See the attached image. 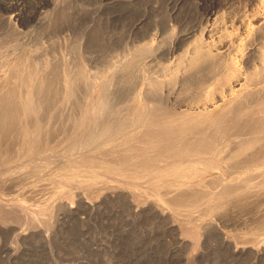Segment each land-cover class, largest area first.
I'll return each instance as SVG.
<instances>
[{"label":"rangeland","instance_id":"374dc122","mask_svg":"<svg viewBox=\"0 0 264 264\" xmlns=\"http://www.w3.org/2000/svg\"><path fill=\"white\" fill-rule=\"evenodd\" d=\"M212 1L226 3L238 13L250 11L255 2L0 0L2 63L26 51L41 59L65 58L64 68L79 59L75 66L88 65L91 73L88 78L89 69H85L86 80L92 83H79L72 99H66L60 83L58 91L64 88L63 94L53 96L58 100L51 102V109L42 108V112L50 109L43 112L48 120L53 118L47 122L55 132L50 147L37 156L0 159V264H264V231L258 227L264 196L251 197L242 208L231 205L206 228L208 219L201 218V208L188 216L185 210L176 213L168 203L156 200L150 179L138 181L137 190L128 180L114 176L106 184L90 186L62 180L69 174L67 164L72 158L111 145L101 128L106 116L111 114L106 121L127 116L148 99L156 104V89L148 84L156 80V28L169 25L172 32L169 23L174 22L171 34L188 29L201 17L202 6ZM16 12L19 31L8 23ZM21 30L28 31L26 36ZM84 60L88 63H81ZM125 61L126 66L130 63L126 70ZM75 66L71 70L78 71ZM91 103H96L95 111H104L103 119L93 123L101 131L91 124L74 145L73 124L68 119L78 108L77 113L86 111ZM92 135L96 136L93 140ZM10 145L14 152V144ZM76 170L81 180L89 175L83 165ZM167 193L160 191L164 197ZM190 216L197 227L187 222Z\"/></svg>","mask_w":264,"mask_h":264},{"label":"bare ground","instance_id":"6f19581e","mask_svg":"<svg viewBox=\"0 0 264 264\" xmlns=\"http://www.w3.org/2000/svg\"><path fill=\"white\" fill-rule=\"evenodd\" d=\"M202 8L201 17L188 29L171 34L174 22L169 23L172 32L169 25L156 28V80L148 83L156 89V104L148 99L131 114L111 121H106L111 114L105 115L101 128L111 145L72 158L62 180L90 186L106 184L114 176L137 190L138 181L150 179L156 200L188 216L201 208L206 228L231 205L242 208L251 197L264 196V0H255L250 11L239 13L214 1ZM19 20L16 12L8 23L15 27ZM20 33L26 36L28 31ZM24 53L10 61L7 54L3 63L0 59V159L6 162L19 155L37 156L50 147L55 132L47 122L53 118L48 120L42 108L56 102L57 92L59 98L63 94L60 83L66 99L76 97L79 83H91L85 75L87 69V76L91 73L88 65L80 67L79 62L76 67L79 59L73 63L79 70L73 71L71 64L63 67L65 58L38 61L37 54ZM125 63L129 69L130 63ZM159 96H166L165 101ZM96 103L79 113L76 106L70 114L74 145L82 132L103 119ZM82 165L89 175L81 180L76 169ZM194 178L197 181L190 182ZM163 189L166 197L160 195ZM261 214L258 227L264 231V206ZM187 222L197 227L191 216Z\"/></svg>","mask_w":264,"mask_h":264}]
</instances>
